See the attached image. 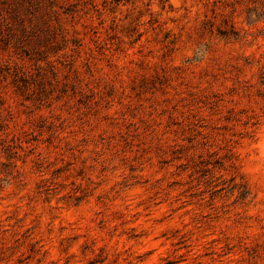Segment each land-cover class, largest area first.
Here are the masks:
<instances>
[{
	"label": "rangeland",
	"instance_id": "374dc122",
	"mask_svg": "<svg viewBox=\"0 0 264 264\" xmlns=\"http://www.w3.org/2000/svg\"><path fill=\"white\" fill-rule=\"evenodd\" d=\"M0 264H264V0H0Z\"/></svg>",
	"mask_w": 264,
	"mask_h": 264
}]
</instances>
